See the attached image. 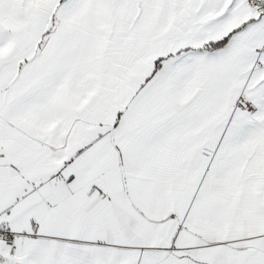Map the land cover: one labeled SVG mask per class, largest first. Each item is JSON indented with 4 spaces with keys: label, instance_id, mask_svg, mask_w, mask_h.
Returning a JSON list of instances; mask_svg holds the SVG:
<instances>
[{
    "label": "snow or ice",
    "instance_id": "obj_1",
    "mask_svg": "<svg viewBox=\"0 0 264 264\" xmlns=\"http://www.w3.org/2000/svg\"><path fill=\"white\" fill-rule=\"evenodd\" d=\"M0 264H264V0H0Z\"/></svg>",
    "mask_w": 264,
    "mask_h": 264
}]
</instances>
